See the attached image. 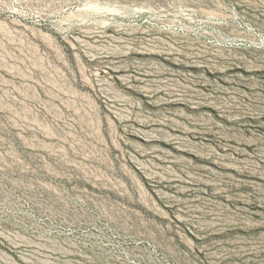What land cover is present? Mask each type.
<instances>
[{"label":"rangeland","instance_id":"rangeland-1","mask_svg":"<svg viewBox=\"0 0 264 264\" xmlns=\"http://www.w3.org/2000/svg\"><path fill=\"white\" fill-rule=\"evenodd\" d=\"M0 264H264V0H0Z\"/></svg>","mask_w":264,"mask_h":264}]
</instances>
